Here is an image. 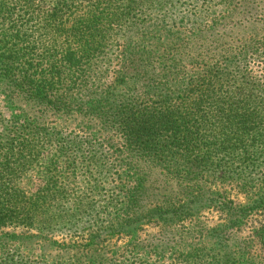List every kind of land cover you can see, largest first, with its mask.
I'll use <instances>...</instances> for the list:
<instances>
[{
    "label": "trees",
    "instance_id": "obj_1",
    "mask_svg": "<svg viewBox=\"0 0 264 264\" xmlns=\"http://www.w3.org/2000/svg\"><path fill=\"white\" fill-rule=\"evenodd\" d=\"M220 4L176 26L173 0H0V228L70 219V240L29 238L47 264H137L142 243L126 256L109 233L215 205L222 183L262 210L264 240V0ZM37 163L49 179L29 193ZM86 192L116 195L111 219Z\"/></svg>",
    "mask_w": 264,
    "mask_h": 264
},
{
    "label": "rangeland",
    "instance_id": "obj_2",
    "mask_svg": "<svg viewBox=\"0 0 264 264\" xmlns=\"http://www.w3.org/2000/svg\"><path fill=\"white\" fill-rule=\"evenodd\" d=\"M219 1L209 3L214 7H208L205 6L204 0H173L174 6L169 5L167 8L169 22L176 26H181L184 22L190 23L199 11H204L206 8L220 10L222 4L216 5ZM252 63V71L264 74V62ZM76 176L75 189H78L76 190L78 193H82L89 186L90 175L79 170ZM48 179V173L41 164L37 163L18 180V186L31 193L38 187L44 186ZM64 180L65 178L62 182ZM215 187L220 195L215 205L188 211L194 207L181 208L182 206L178 204L171 206L174 216L171 220L164 221L150 217L143 224H138L139 228L130 233L123 232L119 228L112 231L109 236L113 239L114 248L110 251L118 250L123 253L124 249L132 246L136 240L142 245L137 248L131 247L134 249L133 255L129 256L131 250H127L124 254L137 264H264V240L260 239L258 234L262 222V210L252 208L253 206L247 203L244 194L237 186L218 183ZM86 193L87 198H92L96 205L103 203L107 207L103 218L111 219L115 208L114 204H109L112 200L109 201L107 197H116V195L110 194L106 197L103 194L102 197L98 195L92 197L88 192ZM73 202L72 198L70 204L72 209L76 206ZM100 217L102 215L96 216L98 219ZM50 225L53 231H47L48 226L41 230L42 232L38 231V228L1 227L0 264L6 261L7 253H10L11 247L14 246H18V256L25 258L29 264H47V259L43 257L39 245L32 243V246L36 247L32 248L31 244H28L31 241L29 238L37 239L35 242L42 243L38 239L45 236L43 243L46 240H53V245L55 242L72 239L67 229L70 219L65 222L52 221ZM90 233H86L84 237L90 239ZM160 241L161 243L165 241L161 248L162 252H158L154 246ZM151 242L155 243L151 244ZM44 250L46 255L51 257L61 254L57 246Z\"/></svg>",
    "mask_w": 264,
    "mask_h": 264
}]
</instances>
